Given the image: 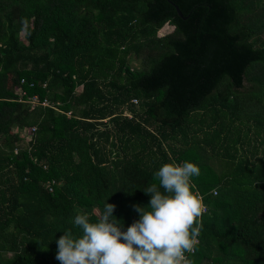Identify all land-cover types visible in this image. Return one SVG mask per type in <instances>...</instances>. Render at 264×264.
Returning a JSON list of instances; mask_svg holds the SVG:
<instances>
[{
	"label": "trees",
	"instance_id": "16d2710c",
	"mask_svg": "<svg viewBox=\"0 0 264 264\" xmlns=\"http://www.w3.org/2000/svg\"><path fill=\"white\" fill-rule=\"evenodd\" d=\"M170 1L184 18L167 0H0V264H60L78 209L114 204L126 228L173 161L200 168L193 264H264V0ZM20 77L50 104L19 100Z\"/></svg>",
	"mask_w": 264,
	"mask_h": 264
},
{
	"label": "clouds",
	"instance_id": "9594fccd",
	"mask_svg": "<svg viewBox=\"0 0 264 264\" xmlns=\"http://www.w3.org/2000/svg\"><path fill=\"white\" fill-rule=\"evenodd\" d=\"M200 175L197 164L164 163L154 173L158 183L145 189V206L133 204L139 214L126 228L114 215L115 205L105 203L91 214L77 210L75 235L64 232L56 241L60 264H193L186 253H194L206 211L203 196L192 183ZM161 189L163 191H161Z\"/></svg>",
	"mask_w": 264,
	"mask_h": 264
},
{
	"label": "built area",
	"instance_id": "2783aa9c",
	"mask_svg": "<svg viewBox=\"0 0 264 264\" xmlns=\"http://www.w3.org/2000/svg\"><path fill=\"white\" fill-rule=\"evenodd\" d=\"M18 82H19V85L14 90V92L16 93L17 98L19 100L28 102L29 106H34L36 104H41V105L50 104L49 100L46 97H43V98L40 99L36 93L27 94L25 89L21 86V84L24 82V79L22 77L19 78ZM66 113L68 114L69 111H67ZM127 115H129V114H127ZM33 129H34V126H30L29 127V131H28V127H23L18 132L24 138H28L30 131L33 130ZM13 130H16V128L14 127ZM14 151H15V148H14ZM213 192H214V190H213Z\"/></svg>",
	"mask_w": 264,
	"mask_h": 264
},
{
	"label": "rangeland",
	"instance_id": "374dc122",
	"mask_svg": "<svg viewBox=\"0 0 264 264\" xmlns=\"http://www.w3.org/2000/svg\"><path fill=\"white\" fill-rule=\"evenodd\" d=\"M131 65H134L135 66V63H136V61L134 60V58H132V57H129V61H128ZM261 87L264 89V84H261ZM261 98V103L264 105V96H260ZM249 120H243V123H245V122H248Z\"/></svg>",
	"mask_w": 264,
	"mask_h": 264
},
{
	"label": "water",
	"instance_id": "95a60500",
	"mask_svg": "<svg viewBox=\"0 0 264 264\" xmlns=\"http://www.w3.org/2000/svg\"><path fill=\"white\" fill-rule=\"evenodd\" d=\"M167 1H169L170 3H172L173 7L175 8L176 13H177L181 18H184V17H185V15H183V14L181 13V11L179 10L178 6H177L175 3H173V2L170 1V0H167Z\"/></svg>",
	"mask_w": 264,
	"mask_h": 264
}]
</instances>
